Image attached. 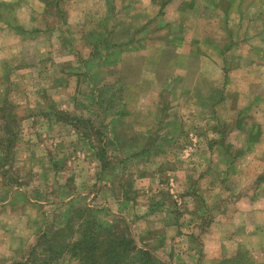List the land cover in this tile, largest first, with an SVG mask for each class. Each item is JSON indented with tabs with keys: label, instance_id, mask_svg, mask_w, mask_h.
Segmentation results:
<instances>
[{
	"label": "rangeland",
	"instance_id": "374dc122",
	"mask_svg": "<svg viewBox=\"0 0 264 264\" xmlns=\"http://www.w3.org/2000/svg\"><path fill=\"white\" fill-rule=\"evenodd\" d=\"M195 1L0 0V215L14 212L6 233L0 223V264L69 225L76 240L117 231L164 264H264L262 232L233 249L213 232L232 207L263 217L264 70L221 92L195 71L218 58L217 41L227 68L263 62L264 47L255 34L251 54L232 52L231 0ZM196 8L221 17V39L206 20L183 33L179 15Z\"/></svg>",
	"mask_w": 264,
	"mask_h": 264
},
{
	"label": "crops",
	"instance_id": "0c3cea01",
	"mask_svg": "<svg viewBox=\"0 0 264 264\" xmlns=\"http://www.w3.org/2000/svg\"><path fill=\"white\" fill-rule=\"evenodd\" d=\"M201 1V5H204L206 7V3L204 0H196L195 1V6L198 5L197 2ZM222 0H215L214 4H220ZM256 2L260 3H255L252 2L251 0H231V10L229 12L230 16L229 19L226 18V21L230 22V47L233 52V48H238V46H247L249 50H246V53L251 54L252 49L254 46H250L253 43L250 42V39L254 37L256 34L257 38L260 39V42L262 45H258V47L262 48L264 47V0H256ZM238 5V7H235V5ZM152 5V0H146V7H150ZM263 6V8H262ZM253 9V10H252ZM234 11V12H233ZM179 24L180 26L184 29L183 33L186 34V26L190 20L196 23V30H195V35L200 31V27H198V22L206 20L209 25L215 24V37H219L220 39L222 38V34L220 35V30L222 31L221 27V20L220 16L215 15L214 17L207 16L204 14V11L201 8H196L194 10H188V11H183L181 15H179ZM244 24H246V27L244 29ZM244 29L243 34L241 35V31ZM196 37V45H197V50L198 52H201L200 54L204 55V49L205 45H203L204 40H199L197 36ZM243 38V39H242ZM217 40V38H216ZM228 40V39H227ZM241 40V42H239ZM185 43V41H184ZM227 45L223 43V40L217 41L216 43V48L214 49L215 55H218V58H214L211 60L208 57H201L200 62H198V65L196 67V70L198 72V77L202 79V81H206L207 83H210L214 85L215 87L218 86L219 91L223 90L224 86L232 81V87H236V82L239 84V78H243L244 75H248V72L257 69V70H264V61L263 62H257L255 63V58L254 56L252 59H249L247 57L246 62H241L237 65L231 66L230 68L224 67L223 63L221 61L222 54L220 56V53L223 51V48L226 47ZM175 49V48H174ZM185 49V48H184ZM201 49V50H200ZM192 52L190 51V48H188V54H191ZM264 54V48L259 50L256 54ZM248 54V55H249ZM263 60V59H262ZM173 69H178V66L171 64L170 65ZM181 70L183 69L182 74H177L181 75V81H177V84H181L183 87H187V71L192 69L190 66L186 65L183 68H180ZM230 70L229 73V78L225 79L226 75H224L223 70ZM208 71H213L214 76L212 77L211 75L208 74ZM175 84V85H177ZM174 85V86H175ZM248 87V83L246 88ZM236 89V88H235ZM234 89V90H235ZM238 90V89H237ZM249 90V89H247ZM175 93V92H174ZM247 97L251 96L253 98V93L251 91H248L246 93ZM264 97V96H263ZM190 98V97H189ZM184 99V98H183ZM188 99V98H187ZM255 99V98H254ZM253 99V100H254ZM192 101H195V99H192ZM184 102V100H183ZM220 102L222 103V96L220 94ZM221 119V118H219ZM235 132V131H233ZM17 189L15 188L10 196V199H12V195L14 196V192ZM10 201V200H9ZM8 201V202H9ZM2 215H0V223L2 224L3 227H5V233L8 231V224L5 223L8 221V218L5 215H11L13 216L14 212H10V208L6 209H1ZM252 210H255L254 208L247 207V209H244L243 207H239L234 209L233 207L231 208V211L229 212L231 215L234 216V221L231 223H228L225 221L224 223L220 224V229L215 228L213 229L215 238H216V244L218 245H225L230 248H235L236 245L240 244H245V245H251L254 246V240L256 237V232H262L261 237L264 239V209H263V217L261 220H255L256 219V213H258V210H255V219L253 217V212ZM224 213L220 212V218L223 219ZM240 217V220H237L238 217ZM245 216V217H244ZM250 216V218H249ZM26 222L28 223V219L26 218ZM241 224L242 226H239ZM217 226V224H216ZM241 230L243 232V238L238 237L237 235L234 234L236 230ZM1 231V230H0ZM225 231H230L228 233H225ZM257 232V234H259ZM10 240L9 236L4 237L2 239V242H8ZM229 242V244L227 243ZM221 246V247H222ZM215 258H217V261L219 263V260H221V256H219L218 252L215 251ZM190 260L189 263L187 261L184 262V264H195V257L189 256ZM185 259V258H184ZM174 264H177L176 261L173 262Z\"/></svg>",
	"mask_w": 264,
	"mask_h": 264
},
{
	"label": "trees",
	"instance_id": "16d2710c",
	"mask_svg": "<svg viewBox=\"0 0 264 264\" xmlns=\"http://www.w3.org/2000/svg\"><path fill=\"white\" fill-rule=\"evenodd\" d=\"M80 221L81 227L88 229L89 223ZM105 230V239L95 233L76 240L69 225L44 237L54 242H37L26 260L12 264H164L132 238L108 228Z\"/></svg>",
	"mask_w": 264,
	"mask_h": 264
}]
</instances>
